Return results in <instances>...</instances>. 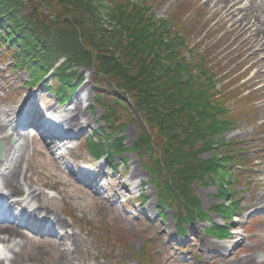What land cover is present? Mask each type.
Returning a JSON list of instances; mask_svg holds the SVG:
<instances>
[{
    "label": "rangeland",
    "instance_id": "1",
    "mask_svg": "<svg viewBox=\"0 0 264 264\" xmlns=\"http://www.w3.org/2000/svg\"><path fill=\"white\" fill-rule=\"evenodd\" d=\"M148 1L154 16L169 20L171 30L179 34L176 48H180L189 60L195 56L209 63L218 89L227 94L221 99L227 109H231V125L216 134L217 144L202 157L209 159L215 153L220 156L224 152L222 163L228 165L225 171L231 177L221 170L218 175L210 173L190 183L172 179L176 184L172 186L169 179L175 171H172L174 167L168 170L171 164L165 162V151L169 156L174 152L165 130L152 118L150 125H145L147 130L143 129L142 122L150 121V106L143 100L140 102L135 91L131 97H124L130 101V106L114 105V100L123 99L124 89L115 79L103 80L102 76L98 77V93H102L103 98L114 99L106 102L114 112L110 120L104 117L103 108L95 104L93 80L102 72L101 64L96 60V51L89 57L82 50H76L73 35L65 34L64 28L54 23L65 11L62 2L4 0L13 18L23 22L33 39L42 38L58 54L66 53L61 60H68L66 72H76V89L70 101L60 106L48 89V86L58 88L57 78L51 75L38 84L27 83L29 73L25 67L14 68L11 53L0 43V110L34 104L42 113L49 109L63 111L83 98L80 107L87 120L84 128L73 130L76 137L65 146H59L60 150L47 145L51 144L50 136H44L46 143L39 137L31 139L28 160L24 164L27 174L24 182L42 191L44 196L40 201L53 207L67 221L68 228L85 239L86 245L80 248L78 256L87 260L85 264H250L248 260L258 256L253 264H264V89L253 77L254 69L243 61L245 56L240 54L238 43H233V33L202 1ZM101 13L105 28L119 27L111 18L112 3L109 0ZM9 26L6 23V28ZM129 34H122L123 43L132 39ZM52 52L35 54L38 59L43 56V63L47 64L57 55ZM28 61L33 62L32 59ZM48 69H51L49 64ZM84 74L85 80L78 84L77 77ZM19 128L21 131L26 129ZM103 129L109 139H122L124 145L123 151L115 155L112 166L108 160L93 163L85 145L88 135ZM135 145L140 146L137 152L132 149ZM60 153L64 155L61 158ZM234 163L248 167L240 172ZM110 166H114L113 171ZM28 167L30 171L26 172ZM133 170H138L136 176H131ZM86 171L87 175L101 173L98 185L103 188L97 196L102 203L95 198V189L87 187L88 181L82 179L88 178ZM137 185L140 187L135 190ZM234 199L238 204L233 208ZM160 203L164 207L162 216L157 212ZM192 206L202 211V219L186 224L190 231L187 237L181 238L177 233L180 226L177 222L197 214ZM237 209L241 211L238 213ZM48 219L28 225L30 227L22 226L23 234L29 237L28 253L34 242L39 243L44 236H57L61 240L59 231L55 235L35 229ZM225 223L231 235L218 239L213 235L212 225L225 227ZM204 243L208 245L207 251L203 249ZM216 245L227 250L213 253L212 246ZM48 250L51 252L50 248ZM45 259L49 258L46 256ZM49 262L52 263V259Z\"/></svg>",
    "mask_w": 264,
    "mask_h": 264
},
{
    "label": "trees",
    "instance_id": "2",
    "mask_svg": "<svg viewBox=\"0 0 264 264\" xmlns=\"http://www.w3.org/2000/svg\"><path fill=\"white\" fill-rule=\"evenodd\" d=\"M60 1L65 11L56 17L54 23L63 27L65 34L73 35L76 50H82L89 57L97 52L96 60L100 61L102 72L97 73L93 80L95 104L103 108L104 117L110 120L111 114H114L111 106L106 104L107 100L109 103L114 99L103 98L102 93H98V77L101 76L103 80L115 79L119 82L117 85L124 89H121L123 101L114 100V105L130 106V101L127 102L124 97H131L135 91L140 102L143 100L144 104L150 106V121L145 122L147 124L142 122L143 129L147 130L145 125H150L152 118L165 130L174 152L169 156V152L165 151V162L171 164L168 170L174 167L172 171H175V175L169 179L172 186H176L172 179L190 183L210 173L218 175L221 170L230 178L229 172L225 171L228 165L222 163L225 161L224 152L220 156L215 153L209 159L202 157L204 152L217 144L216 134L231 125V109H227L221 99L227 94L218 89L216 76L209 63L195 56L189 60L180 48H176L180 36L171 30L170 21L156 18L148 0H109L112 3L111 18L119 25L109 30L103 26L101 18V9L108 0ZM9 10L4 0H0V30H4L0 33V42L11 53L13 62L16 66L24 65L31 74V80H41L48 74L56 77L59 82L58 88L53 90L56 99L59 102L68 100L75 88L76 72H66L68 60H61L66 53L62 51L58 54L42 38L33 39L28 34L29 29L23 22L16 21ZM6 23L10 24L9 28H6ZM124 32L130 33L128 37L132 39L129 43H123ZM51 49L57 55L47 64L43 63V56L38 59L35 54H48L52 52ZM48 64L50 70H47ZM84 78V75H80L76 82L79 84ZM105 131L96 130L90 134L85 140L86 149L92 156L104 157L113 162L115 155L123 151V141L118 138L109 139ZM146 141L152 145L147 138ZM132 149L137 152L140 146L135 145ZM162 158L159 160L162 161ZM237 165L243 167L242 164H236L235 167ZM160 166L164 168L162 164ZM149 170L155 173L150 167ZM161 203L157 212L162 216L164 207ZM237 204L234 199L232 207H237ZM192 208L196 210V215H190L189 220L184 217L177 222L180 224L178 234L181 237L189 233L186 224H192L194 219H202V211L195 206ZM228 216L231 217L229 212ZM212 227L213 235L218 239L229 235L227 223L225 227L215 224Z\"/></svg>",
    "mask_w": 264,
    "mask_h": 264
},
{
    "label": "bare ground",
    "instance_id": "3",
    "mask_svg": "<svg viewBox=\"0 0 264 264\" xmlns=\"http://www.w3.org/2000/svg\"><path fill=\"white\" fill-rule=\"evenodd\" d=\"M199 1L207 6L213 16H217L228 26L233 33V43H238V47L241 48L240 54L245 56L243 61L248 62L250 67L254 69L253 77L264 89V0ZM82 101L83 98L79 99L72 108L67 110L53 109L51 118L46 113L39 111L34 104H30L26 110L23 109L24 105L0 110V142L3 143L0 158V198L3 196V198L8 199L10 209L19 210L14 215V223H0V264H85L87 262V260L78 258L80 248L86 245L85 239L80 237L79 233L72 232L68 228L67 221L62 219L53 207L40 201V197L44 196L42 191L29 187L24 182L27 175L24 164L28 160L27 156H29V134L32 130L30 128L26 133H21L18 129L27 123L39 125L40 120L43 119L51 123L56 122L53 124L59 129V136L72 135L73 129L79 131L87 123L80 107ZM14 137L17 141L15 144H11ZM53 146L61 149L56 144ZM29 171L30 167L27 168L26 172ZM137 174L138 170H133L131 176ZM90 185L91 188L99 191L95 177ZM139 187L140 185H137L134 189ZM97 195L99 192L96 193ZM95 198L102 203L98 196ZM23 212L33 218V224L49 218V221L43 223L42 227H45L48 233L52 234L59 231L61 240L59 238L56 240L50 237L43 238L39 243L34 242L31 252L28 253L26 249L29 244V237L23 234L18 226L19 223H16L18 219L22 218L19 216ZM42 227L37 226L39 229ZM48 248L51 249V252ZM203 249L208 250L207 243L203 244ZM212 250L213 253H216L218 250L225 252L227 249L216 245L212 246ZM46 256L52 259V263L49 262V259H45ZM257 259L259 256L252 257L248 263L253 264Z\"/></svg>",
    "mask_w": 264,
    "mask_h": 264
}]
</instances>
